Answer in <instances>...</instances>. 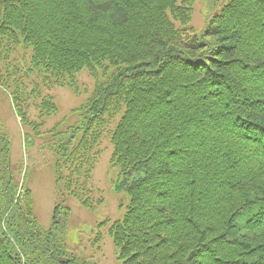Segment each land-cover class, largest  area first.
I'll list each match as a JSON object with an SVG mask.
<instances>
[{"label": "trees", "instance_id": "1", "mask_svg": "<svg viewBox=\"0 0 264 264\" xmlns=\"http://www.w3.org/2000/svg\"><path fill=\"white\" fill-rule=\"evenodd\" d=\"M197 1L0 0V89L26 146L52 154L57 189L44 228L0 125V264H97L70 250L60 213L67 196L104 202L91 181L106 132L127 200L100 226L119 259L264 264V0H207L200 31ZM84 69L96 83L80 121L45 129L58 111L45 90L80 93Z\"/></svg>", "mask_w": 264, "mask_h": 264}, {"label": "rangeland", "instance_id": "2", "mask_svg": "<svg viewBox=\"0 0 264 264\" xmlns=\"http://www.w3.org/2000/svg\"><path fill=\"white\" fill-rule=\"evenodd\" d=\"M206 4L207 0H198L192 15L190 25L197 31L203 29L205 24ZM77 79L80 93L70 86H53L45 90V93L54 95L58 105L57 113L47 118L45 129L57 123L59 127L65 128L80 121V112L74 110L86 103L94 90L96 80L87 69L80 71ZM30 110L32 117L37 118V110L33 107ZM0 125L7 129L11 136L13 164L22 166L23 171L27 172L26 180L33 191L36 216L44 228H49L53 223V211L57 203L54 158L47 149L41 148L43 139L35 138V142L26 147L23 126L10 98L2 89H0ZM98 149L100 155L91 182L96 189L95 197L102 195L105 200L94 208H87L81 199L67 196L64 200L65 208L60 213V221L65 222L66 225L63 234L70 250L79 256L89 258L97 264H125L118 257L113 238L109 233L110 224L100 226L108 218L112 221L121 218L124 213L122 204L127 200L126 193L119 192L114 187L119 168L111 164L114 147L109 132L103 136ZM68 208L67 216L65 212Z\"/></svg>", "mask_w": 264, "mask_h": 264}]
</instances>
